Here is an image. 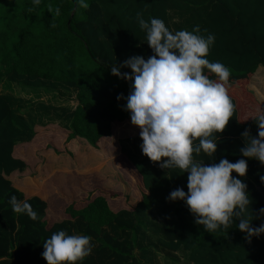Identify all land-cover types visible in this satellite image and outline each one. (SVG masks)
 Returning a JSON list of instances; mask_svg holds the SVG:
<instances>
[{"label": "trees", "instance_id": "1", "mask_svg": "<svg viewBox=\"0 0 264 264\" xmlns=\"http://www.w3.org/2000/svg\"><path fill=\"white\" fill-rule=\"evenodd\" d=\"M85 3L83 7L77 0H41L33 7L31 0H0L2 87L7 91L16 85L33 91L65 92L73 94L77 103L73 109L43 104L40 113L26 117L21 113L27 105L23 99L11 92L0 93V264H47L41 256L42 244L58 230L91 237L92 252L80 264H181L178 255L184 264H264V234L249 242L235 224L229 230L205 232L194 223L183 201L166 200L177 187L187 191V173L177 175L178 170H162L150 162L141 153L139 138L123 140L129 147L121 146L122 159L118 160L125 181L137 186L138 198L132 209H113L110 197L100 190H88L87 199L79 201L73 200L69 186L56 191L61 177L71 187L88 189L90 183L100 180L92 170L55 172L32 197L29 193L37 188L33 181L26 184L28 190L19 189L22 181L17 175L27 170L29 151L42 149L41 129L57 127L65 133L66 143L83 140L97 149L99 143L110 139L111 127L116 130L123 123L133 126L123 110L125 101L116 99L118 94L128 95L131 81L112 76L109 67L132 55H151L137 13L145 20L161 19L173 32L191 31L199 25L202 35L214 34L215 42L206 58L230 70L226 87L235 112L219 134L212 160L202 162L243 158L241 132L247 128L253 137L257 134L252 118L261 105L264 108V102L259 105L246 85L251 79L250 83L257 82L264 92V77L254 74L259 67L264 68V0ZM244 116L249 120L243 121ZM132 130L139 133L135 126ZM49 139L57 154L59 138ZM13 176L14 181L10 179ZM262 176L264 165L248 159L241 179L247 185L250 210L257 217L252 220L254 227L264 221L259 213L264 208ZM13 195L27 200L38 219L14 213L9 203ZM49 213L56 220L47 219ZM147 231L151 235L146 236ZM154 249H160L162 261Z\"/></svg>", "mask_w": 264, "mask_h": 264}, {"label": "clouds", "instance_id": "2", "mask_svg": "<svg viewBox=\"0 0 264 264\" xmlns=\"http://www.w3.org/2000/svg\"><path fill=\"white\" fill-rule=\"evenodd\" d=\"M77 3L87 6L85 0ZM40 4L41 0H31L33 7ZM59 11L57 8V15ZM136 19L151 55L147 58L132 55L118 65L113 63L109 70L117 79L131 81L128 95L118 94L116 99L125 101L123 110L129 114L130 123L139 129L142 155L162 170H178L177 175L187 173V191L177 187L166 200L183 201L194 223L203 226L205 232L229 230L235 224L249 242L252 237L259 238L264 234V221L258 227L252 226L257 217L250 210L247 185L241 178L246 174L248 159L264 165V108L260 106L252 118L256 136L247 128L240 134L243 158L235 162L221 158L219 162L203 163L205 159L212 160L219 134L235 112L226 87L229 68L206 58L215 36L202 35L199 25L191 31L173 32L161 19L145 20L140 13ZM122 68L130 71L122 72ZM248 87L261 105L264 93L255 83ZM261 180L264 181V176ZM9 203L14 213L38 219L27 200H17L13 195ZM259 213L264 215V208ZM42 247L41 256L47 264H80L91 254L93 245L89 235H69L58 230L45 239Z\"/></svg>", "mask_w": 264, "mask_h": 264}, {"label": "rangeland", "instance_id": "3", "mask_svg": "<svg viewBox=\"0 0 264 264\" xmlns=\"http://www.w3.org/2000/svg\"><path fill=\"white\" fill-rule=\"evenodd\" d=\"M257 74V73H255ZM261 76L264 77V72H259ZM246 89L248 92L251 91ZM257 83V82H255ZM258 85V83H257ZM23 99L27 105L21 110L26 117L40 113V105H50L54 108H71L76 106V101L73 94H68L60 91H33L30 89H23L19 86L13 85L12 91H7L0 84V93H9ZM264 93V92H262ZM253 94V93H252ZM255 96V95H254ZM256 97V96H255ZM257 100V99H256ZM260 104V102H259ZM133 126L123 123L119 125L116 130L111 127L112 135L110 139L99 143L97 149L91 148L83 140H71L70 142H65V133L63 130H59L57 127H48L47 129H41V145L42 149L29 151L30 158L26 159L28 163V168L25 172L17 175V178L22 181V186L26 187L27 183L33 181L36 183L37 188L33 187L32 192L29 196L32 197L37 194L41 189V186L45 183H49L55 172H71L86 170L95 171L98 174L99 181L92 182L88 185V189H83L81 191H75L74 197L78 200H86L88 197V190H100L102 193L110 197L109 203H111L113 209H120L123 207L133 208L136 204V199L138 198V193H136L137 186L128 184L120 171L118 164L121 160L120 148L121 146L129 147L127 143L123 140L128 138H139V133L132 130ZM49 137L59 138V151L57 154L53 153L51 150L52 143ZM140 139V138H139ZM47 145V148L45 147ZM15 180V177H11ZM68 187L65 182V178L61 177L58 185L55 186L56 191L61 187ZM19 189H22L19 187ZM139 191V190H138ZM54 218L50 213L46 218ZM55 220V219H53ZM151 235L149 231L146 232V236ZM157 253V259L162 261L160 249H154ZM138 253V251H137ZM180 258V263L184 264L182 258Z\"/></svg>", "mask_w": 264, "mask_h": 264}, {"label": "crops", "instance_id": "4", "mask_svg": "<svg viewBox=\"0 0 264 264\" xmlns=\"http://www.w3.org/2000/svg\"><path fill=\"white\" fill-rule=\"evenodd\" d=\"M257 72H264V68L263 67H259L258 69H257V71L255 72V73H257ZM254 73V74H255ZM251 94H252V92H251ZM252 96L254 97V99L256 100L257 98L254 96V94H252ZM258 103H259V101L258 100H256ZM260 105V104H259ZM262 106V105H261ZM262 108H263V106H262ZM257 114V113H256ZM245 117V116H244ZM249 120V118H247V117H245V119L243 118V121H248ZM125 122V121H124ZM116 123H120V122H116ZM121 123H123V122H121ZM87 171H90V170H86V171H84V172H87ZM11 179V178H10ZM12 180V179H11ZM12 181H14V180H12ZM18 187H21L22 189H25L24 188V186H22V184L20 185V186H18ZM42 187V186H41ZM69 188H70V190H71V194H72V196H73V200L74 201H79L78 199H76L75 197H74V192L75 191H81V193L83 192V190L82 189H80V188H75V187H71V186H69ZM27 189V188H26ZM28 190V189H27ZM41 190V189H40ZM39 190V191H40ZM28 197H30V196H28ZM48 215V214H47ZM48 219H55V218H48ZM56 220V219H55Z\"/></svg>", "mask_w": 264, "mask_h": 264}]
</instances>
